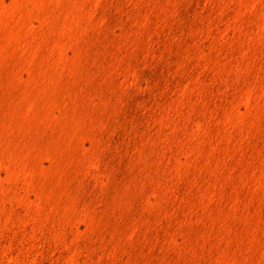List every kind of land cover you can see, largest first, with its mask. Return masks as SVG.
Segmentation results:
<instances>
[{
	"label": "rangeland",
	"instance_id": "rangeland-1",
	"mask_svg": "<svg viewBox=\"0 0 264 264\" xmlns=\"http://www.w3.org/2000/svg\"><path fill=\"white\" fill-rule=\"evenodd\" d=\"M0 264H264V0H0Z\"/></svg>",
	"mask_w": 264,
	"mask_h": 264
}]
</instances>
